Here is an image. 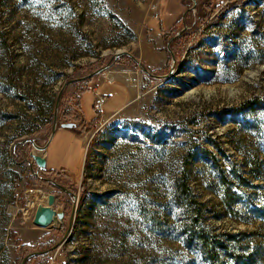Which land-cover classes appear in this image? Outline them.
<instances>
[{
  "label": "rangeland",
  "instance_id": "1",
  "mask_svg": "<svg viewBox=\"0 0 264 264\" xmlns=\"http://www.w3.org/2000/svg\"><path fill=\"white\" fill-rule=\"evenodd\" d=\"M105 65L64 88L57 122L75 127L31 169L21 142L44 145L64 82ZM114 76L122 111L79 105ZM50 194L61 227H37ZM73 205L63 243L25 264H205L197 227L264 264V0H0V264L57 243Z\"/></svg>",
  "mask_w": 264,
  "mask_h": 264
},
{
  "label": "water",
  "instance_id": "2",
  "mask_svg": "<svg viewBox=\"0 0 264 264\" xmlns=\"http://www.w3.org/2000/svg\"><path fill=\"white\" fill-rule=\"evenodd\" d=\"M174 38V37H172ZM171 53V51H170ZM120 55H127L129 56L140 68L143 72L147 73V69L138 61L136 60L132 55H130L127 52H120L116 55V58L119 57ZM172 59H173V54L171 53ZM108 69V65L102 66L98 69H96L95 71H92L91 73H88L86 75H83L81 77H77V78H72L67 80L66 82H64V84L62 85V87L60 88V90L58 91V94L56 96L55 99V104H54V112H53V118H52V124H51V131L49 134V137L46 141V143L42 146L37 145L32 139H25L21 142V144H25V143H31L34 150L38 151V153H34V151H31L29 156L31 158V161H27V163H29L31 169H32V164L34 163L37 166L36 172H38L40 169H44L46 166V160L45 158L41 155V152L46 151L52 137L54 136V133L56 131L57 128H74L75 124L72 122H66V123H60L58 124L57 122V112H58V106H59V101H60V97L62 95V92L64 90V88L72 83H76V82H81V81H86L91 79L93 76L100 74L102 72H104L105 70ZM173 73V69H171L168 73H167V77L170 76ZM37 174V173H36ZM45 180L48 183H51L54 187L58 188L59 190L67 193V194H71L72 197L75 199L76 195L74 193H71L68 189H66L64 186L56 183L54 180L49 179V178H45ZM54 201H55V196L53 194H50L47 198V202L46 204H42V203H38L37 207L35 209L34 212V217H33V224L37 227L40 228H45L49 225H53L56 228H60L61 227V214L53 208L54 205ZM73 214H74V205L72 206V210H71V214H70V218H69V223L67 226V230L65 232V234L63 235V237L57 242L55 243L52 247H50L49 249H45L42 251H34L31 253H28L27 255H25L20 264H25V262L33 257V256H39V255H44L56 248H58L63 241L67 238L68 234H69V230L71 228V224L73 221Z\"/></svg>",
  "mask_w": 264,
  "mask_h": 264
},
{
  "label": "trees",
  "instance_id": "3",
  "mask_svg": "<svg viewBox=\"0 0 264 264\" xmlns=\"http://www.w3.org/2000/svg\"><path fill=\"white\" fill-rule=\"evenodd\" d=\"M160 22L163 27L167 23V21H164V18L161 19V16ZM51 116L53 118V111L51 113ZM48 172L52 171L48 170ZM178 190L183 195V198L185 200L189 201L190 199H192L189 188H187V184H178ZM194 235L198 241L199 249L205 261V264H247V261L242 258V255H239L238 250H235L233 246L230 247L225 245L224 243L216 239L215 236L209 237V235L204 233V231L202 229H199L198 227L194 230ZM34 257L36 256H33L31 258ZM248 258H251V255H249Z\"/></svg>",
  "mask_w": 264,
  "mask_h": 264
},
{
  "label": "crops",
  "instance_id": "4",
  "mask_svg": "<svg viewBox=\"0 0 264 264\" xmlns=\"http://www.w3.org/2000/svg\"><path fill=\"white\" fill-rule=\"evenodd\" d=\"M95 80V82L93 80L87 82L84 90L79 94V105L80 97L85 91H91L93 95L100 94L106 97L105 102L102 104V113L106 115L122 111L131 102L133 98L132 87L124 79L114 76L101 77V79L97 77ZM42 156L46 160V151Z\"/></svg>",
  "mask_w": 264,
  "mask_h": 264
},
{
  "label": "built area",
  "instance_id": "5",
  "mask_svg": "<svg viewBox=\"0 0 264 264\" xmlns=\"http://www.w3.org/2000/svg\"><path fill=\"white\" fill-rule=\"evenodd\" d=\"M96 101L94 103V109L96 112H102V104L105 102L106 97L100 94H96Z\"/></svg>",
  "mask_w": 264,
  "mask_h": 264
},
{
  "label": "bare ground",
  "instance_id": "6",
  "mask_svg": "<svg viewBox=\"0 0 264 264\" xmlns=\"http://www.w3.org/2000/svg\"><path fill=\"white\" fill-rule=\"evenodd\" d=\"M36 195V194H35ZM35 195H34V198H35ZM49 196V195H48ZM48 198V197H47ZM45 200V199H44Z\"/></svg>",
  "mask_w": 264,
  "mask_h": 264
}]
</instances>
